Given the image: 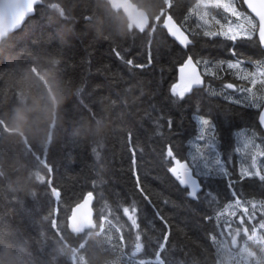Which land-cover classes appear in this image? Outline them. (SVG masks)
<instances>
[{
	"label": "trees",
	"instance_id": "obj_1",
	"mask_svg": "<svg viewBox=\"0 0 264 264\" xmlns=\"http://www.w3.org/2000/svg\"><path fill=\"white\" fill-rule=\"evenodd\" d=\"M131 1L146 27L109 0H42L0 42V264H264V49L238 40L249 79L224 65L223 80L206 76L208 87L177 101L170 88L188 55L212 71L236 59L232 42L203 32L244 20L208 0ZM223 2L251 15L242 0ZM166 14L193 39L187 48L161 27ZM197 109L217 126L207 142ZM169 147L210 171L196 199L168 171ZM88 192L94 224L75 233L68 216Z\"/></svg>",
	"mask_w": 264,
	"mask_h": 264
},
{
	"label": "snow or ice",
	"instance_id": "obj_2",
	"mask_svg": "<svg viewBox=\"0 0 264 264\" xmlns=\"http://www.w3.org/2000/svg\"><path fill=\"white\" fill-rule=\"evenodd\" d=\"M243 3L247 4V7L251 10V13H254V17L240 11L236 4L233 2H223V0H208L204 4V7L207 8L209 5L217 9H223L225 13L230 14L232 17H235L236 20L243 18L244 23H236L233 25L232 21H228L227 26L221 23L219 19L215 20V23L219 25L218 30L204 31L203 36L208 38L220 37L225 41H230L233 44V47L229 49L231 56L235 57V61H224L221 60L215 64L216 71H212V61L211 60H202L196 59L192 55H188L187 58L183 61L179 71H180V83L173 84L170 88L171 95L176 98L177 101L183 100L187 94L193 93L194 89L201 87H208L206 84L205 77L211 76L212 79L223 80V76L220 75L219 69L226 65L227 70H237L233 75L237 76L241 80H248L249 76L241 70V66L244 63L240 59L241 53L236 50V42L238 40H247L253 41L254 37H258L257 42L259 45L264 46V0H243ZM199 7V5H197ZM208 13L205 12L200 16V19H204V16H207ZM207 23V21H205ZM169 32V34L174 37L180 45L188 47L193 43V39L189 38V35H185L179 27L174 23L173 26L167 24L164 25ZM193 38L197 34H192ZM119 55V53H117ZM149 63H151V57H149ZM128 65H133L132 60L127 61ZM264 66V62H260ZM136 67H145V65H136ZM261 77H264V71L259 73ZM249 82L255 86L257 79L253 76ZM262 86H264V79L260 80ZM223 89H233L236 92H249L251 93L250 88H246L243 85H236L234 83H224L221 85ZM227 98V97H226ZM249 103L253 106L260 107V105L255 104V94L247 98ZM236 103H241L240 100L234 101ZM199 109L193 115V120L198 126L199 132L197 136L198 141L207 142L208 136H212L216 133V124L209 118H205L202 115H199ZM260 121L264 123V112L260 114ZM168 127L171 129L173 121L171 118L167 121ZM207 134V135H206ZM167 162L171 165L168 167V171L172 174L175 180L187 191V196L191 199H196L198 193L202 190L201 184L198 182V177L208 176L210 171H202L201 166L195 163V157L192 160L187 158L177 159L176 155L171 147L166 151ZM133 176L135 178L137 189L141 194L144 193V189L140 186L141 179L140 176L135 171V161ZM215 165L219 168L221 172L224 171L223 164L220 159L217 157L215 160ZM231 187V186H230ZM235 193V190L232 191ZM93 195V194H92ZM147 200V196L144 197Z\"/></svg>",
	"mask_w": 264,
	"mask_h": 264
},
{
	"label": "water",
	"instance_id": "obj_3",
	"mask_svg": "<svg viewBox=\"0 0 264 264\" xmlns=\"http://www.w3.org/2000/svg\"><path fill=\"white\" fill-rule=\"evenodd\" d=\"M111 5L115 9H121L129 22L134 24L138 28H144L150 23V17L147 11L141 7H138L131 0H109ZM256 2V0H254ZM41 0H0V42L6 38L9 34L13 33L19 29L26 19L33 15L35 11V6L41 4ZM250 14L254 17V13L247 7V4L243 3ZM176 24L177 27L181 29L185 35H188L183 27L178 23L171 14L164 15L161 27L164 25L173 26ZM167 34L174 39L178 44L179 42L172 37L168 30L164 28ZM258 38V37H257ZM180 45V44H179ZM183 48H186L180 45ZM264 49V46H261ZM187 58V57H186ZM185 58V59H186ZM182 65V64H181ZM178 68V83H180V67ZM264 112V103L262 104L258 116L257 122L260 128L264 132V123L260 121V114ZM172 175V174H171ZM198 182L201 184L199 178ZM202 188V184H201ZM94 197L92 192L86 193L83 198L77 202L71 209L68 216V227L71 231L75 233H81L90 229L94 224V209H93Z\"/></svg>",
	"mask_w": 264,
	"mask_h": 264
},
{
	"label": "flooded vegetation",
	"instance_id": "obj_4",
	"mask_svg": "<svg viewBox=\"0 0 264 264\" xmlns=\"http://www.w3.org/2000/svg\"><path fill=\"white\" fill-rule=\"evenodd\" d=\"M242 3H243V0H242ZM244 5V4H243ZM246 8V7H245ZM247 9V8H246ZM248 11V10H247ZM249 12V11H248ZM250 13V12H249Z\"/></svg>",
	"mask_w": 264,
	"mask_h": 264
},
{
	"label": "rangeland",
	"instance_id": "obj_5",
	"mask_svg": "<svg viewBox=\"0 0 264 264\" xmlns=\"http://www.w3.org/2000/svg\"><path fill=\"white\" fill-rule=\"evenodd\" d=\"M204 2H206V1H204ZM241 23H244V22L241 21Z\"/></svg>",
	"mask_w": 264,
	"mask_h": 264
},
{
	"label": "bare ground",
	"instance_id": "obj_6",
	"mask_svg": "<svg viewBox=\"0 0 264 264\" xmlns=\"http://www.w3.org/2000/svg\"><path fill=\"white\" fill-rule=\"evenodd\" d=\"M42 1V0H41Z\"/></svg>",
	"mask_w": 264,
	"mask_h": 264
}]
</instances>
